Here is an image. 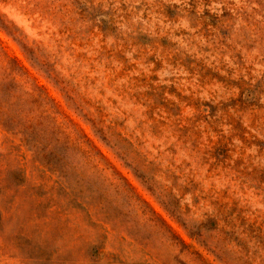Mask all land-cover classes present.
<instances>
[{
  "label": "rangeland",
  "instance_id": "obj_1",
  "mask_svg": "<svg viewBox=\"0 0 264 264\" xmlns=\"http://www.w3.org/2000/svg\"><path fill=\"white\" fill-rule=\"evenodd\" d=\"M0 264H264V0H0Z\"/></svg>",
  "mask_w": 264,
  "mask_h": 264
}]
</instances>
